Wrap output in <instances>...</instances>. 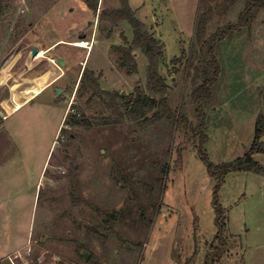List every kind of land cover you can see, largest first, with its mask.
I'll return each instance as SVG.
<instances>
[{
  "label": "rangeland",
  "instance_id": "1",
  "mask_svg": "<svg viewBox=\"0 0 264 264\" xmlns=\"http://www.w3.org/2000/svg\"><path fill=\"white\" fill-rule=\"evenodd\" d=\"M200 1L128 0L163 46L166 98L187 114L186 128L103 123L111 110L84 88L81 65L56 82L60 92L51 87L35 100L52 96V104L37 109L34 101L0 125V264H264V170L224 166L250 153L256 121L264 120V9L221 43V73L200 133L188 64ZM202 1L213 8L207 35L233 23L244 6ZM118 6L119 0H98L94 14L83 0H0V60L14 47L25 58L32 41L79 42L85 33L93 41L81 64L102 89L133 95L145 88L146 56L135 50L137 69L128 74L111 47L130 44L132 28L98 18L100 9ZM62 48L83 52L76 65L87 50ZM54 65L55 74L65 68ZM13 69L17 78L32 70L23 61ZM7 96L0 86V98ZM258 140L264 148V129ZM251 157L264 167L263 151Z\"/></svg>",
  "mask_w": 264,
  "mask_h": 264
},
{
  "label": "trees",
  "instance_id": "2",
  "mask_svg": "<svg viewBox=\"0 0 264 264\" xmlns=\"http://www.w3.org/2000/svg\"><path fill=\"white\" fill-rule=\"evenodd\" d=\"M83 1L94 14L97 13L98 0ZM227 1L233 5L237 0ZM202 3L203 1L201 0V8L198 9L195 16L191 55L188 62L190 67L194 66L189 98L190 104L193 106V112L197 115L198 124L196 129L200 133L205 119L203 107L212 99L214 84L221 73V64L217 54L221 43L233 32L250 27L259 11L264 9V0H244L243 9L233 23L227 24L225 28L218 27L207 35L206 29L213 15V8L210 5L207 7L203 6ZM98 18L109 21L112 25L126 22L132 28L133 36L130 44L112 45L111 47V50L118 55L119 66L126 68L128 74L136 72L137 69V54L135 50L139 49L147 59L145 88L137 89L133 95L128 97L122 96L119 92L102 89L99 84V78L94 75L93 70L86 68L82 70L80 81H82L84 88L91 89V95H98L105 106L111 110L110 115L103 117V123L120 124L128 120L135 123L138 129L146 130L155 123L167 121L170 125L179 123L186 128L189 125L187 114L181 111L180 108H171L166 98L169 86L159 71L160 59L163 56V46L159 39L147 29L144 22L136 17L135 11L130 7L128 0H119L118 7L100 9ZM194 62L197 63L194 64ZM79 70L80 67L76 69V73ZM74 122L76 124H86L83 117H74ZM263 129L264 120L258 118L255 124L254 140L250 153L224 166L234 169L264 170V167L251 157L254 151L264 152V148L258 140ZM117 174L121 179H129L119 169ZM217 213L216 222L219 219L218 208Z\"/></svg>",
  "mask_w": 264,
  "mask_h": 264
},
{
  "label": "crops",
  "instance_id": "3",
  "mask_svg": "<svg viewBox=\"0 0 264 264\" xmlns=\"http://www.w3.org/2000/svg\"><path fill=\"white\" fill-rule=\"evenodd\" d=\"M74 30L75 29H73V31ZM79 32L80 31L77 30V33H79ZM7 33L4 36L5 37L4 42L8 43V39H9L10 34L9 33L7 34ZM71 34L73 35L74 33L71 32ZM77 39L78 40L81 39V40L89 42L87 45L88 47H81V46L74 45L73 43H75L77 41L75 39L67 40L64 37H56L52 41L49 40V41H51L50 43H47L46 40L43 42L37 40V41H32L31 43H29L27 45L28 46V51H27L28 54H26L25 58L23 57L22 51H20V50H18L19 52L17 51V49H16L17 47H14L13 49H11V51L9 50L6 53V55H4L1 58L0 63L2 62V64H0V86H2V87L6 86L8 88V96L0 98V117H1L0 125L4 121L8 120L9 116H12L13 113L18 112L19 110L25 108L26 106H28L29 104H31L35 100L39 99V97L42 94H44L45 92H47V90L50 89L51 87H54V89L59 87V86L56 87L55 84L61 77H63L65 75V72L67 70H70V69L72 70L77 66L79 67V65H81V67H84V64H81V63H83V61H85V59L87 57L88 51H89L90 46H91L92 41H93V36L91 35L90 38H87L85 33H81ZM64 43H67V44L74 46V47H77V48L87 49L85 54H84L83 59H79L78 65H76V61L83 54V52L78 51V50H70L67 48L66 49L62 48V50L59 51V47L61 45H63ZM32 47H37L38 53L39 52L42 53V56L41 57L31 56L30 50ZM53 51H55V52H53ZM58 57H61L65 61V68L61 69L62 70L61 73L57 72L55 74L56 68H55V65H54V62L52 61V59L56 60V58H58ZM19 61H23V67L26 71L28 69L32 68L31 72L29 71V75H26V76L23 75V77L17 78V73L13 69V66H15V64ZM42 61L43 62L45 61L48 64V68L45 70H38V69L33 70L32 65L33 66L37 65L38 63H40ZM7 67H8V69H13V70L12 71L8 70V72H6ZM81 67H80L79 72L80 71L82 72V70H83V69L81 70ZM80 75H81V73H80ZM80 75H79V77H80ZM16 85H18V86L21 85L20 88H21V90L24 89V91L25 90L31 91V90H33V88H37V92L28 98H24L22 100V102H20V105H19L16 103V100H15L14 91L16 90ZM14 88H15V90H14ZM52 100H53L52 96H48V97H45L43 100L35 101V103L38 104L36 106V108L37 109L45 108L46 106H48V104H52ZM65 114H66V110L64 111L63 116L57 125V128L54 130L55 135H56V133L60 127L61 121L64 118ZM50 139H52V138H50ZM52 141L53 140H51V142ZM51 146H52V144L50 143V147ZM47 156H48V153H46V156L44 158V162L41 166L42 167L41 172L43 171L44 166L46 164Z\"/></svg>",
  "mask_w": 264,
  "mask_h": 264
},
{
  "label": "bare ground",
  "instance_id": "4",
  "mask_svg": "<svg viewBox=\"0 0 264 264\" xmlns=\"http://www.w3.org/2000/svg\"><path fill=\"white\" fill-rule=\"evenodd\" d=\"M88 43L89 42H85V41H79V42H75V43H73L74 45H77V46H81V47H88L87 45H88ZM37 56H42V53H37ZM41 75V74H40ZM39 76V75H38ZM45 78V77H44ZM36 82V81H35ZM40 82V81H39ZM30 84V83H29ZM27 85V84H26ZM25 85V86H26ZM21 86V85H20ZM20 86H17L16 87V90L14 91V93H15V100H16V103L17 104H19L20 105V102H22V100L24 99V98H28V97H30L31 95H33V94H35L36 92H37V88H33V90H31V91H28V90H25L24 91V89L23 90H21V88H20ZM24 87V86H23ZM30 88V87H29ZM40 90V89H39Z\"/></svg>",
  "mask_w": 264,
  "mask_h": 264
},
{
  "label": "water",
  "instance_id": "5",
  "mask_svg": "<svg viewBox=\"0 0 264 264\" xmlns=\"http://www.w3.org/2000/svg\"><path fill=\"white\" fill-rule=\"evenodd\" d=\"M30 53H31V56L34 57V56L38 53V48H37V47H32ZM56 62H57L60 66H64V65H65V61H64L61 57L56 58ZM57 91L60 92L61 89H58V88H57ZM121 94H122V93H121ZM82 255H83L84 259L87 260L88 255H87V253H86L85 251L82 252Z\"/></svg>",
  "mask_w": 264,
  "mask_h": 264
},
{
  "label": "built area",
  "instance_id": "6",
  "mask_svg": "<svg viewBox=\"0 0 264 264\" xmlns=\"http://www.w3.org/2000/svg\"><path fill=\"white\" fill-rule=\"evenodd\" d=\"M21 11H23V10H21ZM35 56H37V54H36ZM35 56H34V57H35ZM52 61H53L54 63H56V60H55V59H52Z\"/></svg>",
  "mask_w": 264,
  "mask_h": 264
},
{
  "label": "flooded vegetation",
  "instance_id": "7",
  "mask_svg": "<svg viewBox=\"0 0 264 264\" xmlns=\"http://www.w3.org/2000/svg\"><path fill=\"white\" fill-rule=\"evenodd\" d=\"M30 52H31V50H30Z\"/></svg>",
  "mask_w": 264,
  "mask_h": 264
}]
</instances>
